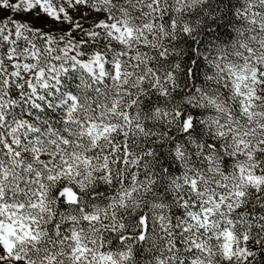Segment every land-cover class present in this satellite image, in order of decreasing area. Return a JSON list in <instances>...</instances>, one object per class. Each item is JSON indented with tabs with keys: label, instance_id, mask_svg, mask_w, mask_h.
I'll use <instances>...</instances> for the list:
<instances>
[{
	"label": "snow or ice",
	"instance_id": "6c2138e0",
	"mask_svg": "<svg viewBox=\"0 0 264 264\" xmlns=\"http://www.w3.org/2000/svg\"><path fill=\"white\" fill-rule=\"evenodd\" d=\"M0 264H264V0H0Z\"/></svg>",
	"mask_w": 264,
	"mask_h": 264
}]
</instances>
